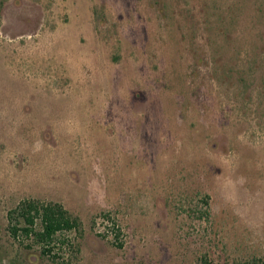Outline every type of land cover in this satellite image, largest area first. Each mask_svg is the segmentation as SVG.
Listing matches in <instances>:
<instances>
[{"label":"rangeland","instance_id":"rangeland-1","mask_svg":"<svg viewBox=\"0 0 264 264\" xmlns=\"http://www.w3.org/2000/svg\"><path fill=\"white\" fill-rule=\"evenodd\" d=\"M24 198L80 217L63 257L10 235ZM254 259L264 0H0V264Z\"/></svg>","mask_w":264,"mask_h":264},{"label":"trees","instance_id":"trees-1","mask_svg":"<svg viewBox=\"0 0 264 264\" xmlns=\"http://www.w3.org/2000/svg\"><path fill=\"white\" fill-rule=\"evenodd\" d=\"M81 227L80 217L61 203L24 198L8 212V231L12 238L26 247L38 246L43 255L52 258L63 257L65 249L74 248L69 233L80 231ZM243 264H264V260L254 259Z\"/></svg>","mask_w":264,"mask_h":264}]
</instances>
